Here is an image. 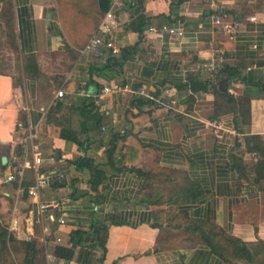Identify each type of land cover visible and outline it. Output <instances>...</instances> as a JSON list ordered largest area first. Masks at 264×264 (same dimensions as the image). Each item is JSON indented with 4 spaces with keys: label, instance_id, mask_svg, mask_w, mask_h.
<instances>
[{
    "label": "crops",
    "instance_id": "crops-1",
    "mask_svg": "<svg viewBox=\"0 0 264 264\" xmlns=\"http://www.w3.org/2000/svg\"><path fill=\"white\" fill-rule=\"evenodd\" d=\"M121 1L114 33L121 56L102 53L92 66L93 55L83 49L107 13L99 0L66 6L55 0H12L20 60L13 71L0 70L1 212L11 210V230L24 227L35 234L36 204L20 198L15 183L6 181L22 160L21 145L32 128L43 168L66 173L63 182L42 190L44 202L63 206L61 213L51 207L43 218L38 214L45 220L42 241L47 238L44 245L51 252L57 245L71 247L74 229L97 239L98 227L106 223L102 264H234L205 242L200 228L205 221L240 239L264 264V181L257 185L241 177L232 159L244 149L237 145L246 136L264 139V5L255 6L257 0H142L150 25H172L185 35H156L149 25L140 37L127 29L133 19L127 3L138 0ZM221 1L227 4V19L241 23L234 38L214 24ZM216 47L226 51L223 68L232 70L219 76L204 67ZM115 83L132 89L103 91ZM142 88L175 104L159 106L135 93ZM218 117L229 122L220 133L206 126ZM127 135L141 147L137 161L143 173L123 158L124 149L110 163L108 149ZM79 157L105 172L97 190L91 186L94 172L78 169ZM256 157L244 156L251 178ZM51 213H64L66 223L52 221ZM80 251L78 246L73 258L58 264H99L101 250L83 263Z\"/></svg>",
    "mask_w": 264,
    "mask_h": 264
},
{
    "label": "trees",
    "instance_id": "trees-1",
    "mask_svg": "<svg viewBox=\"0 0 264 264\" xmlns=\"http://www.w3.org/2000/svg\"><path fill=\"white\" fill-rule=\"evenodd\" d=\"M7 1L10 2L11 5V17L13 20L14 11L12 0ZM110 2V0H99V5L105 13L110 8ZM127 4L130 5L133 17V19L127 24V29L129 31L138 32L140 34V37H142L146 27L150 25L146 14L144 13L143 1H129ZM14 45L16 50L19 52V44L16 33L14 36ZM138 45L139 44H135L132 48L136 49ZM91 54L93 55L92 66L98 64L100 62V59L102 58V54ZM230 70L231 69H229V67L225 66L221 69L219 75L225 74ZM71 138L77 140L76 137ZM77 143L80 144L78 141ZM243 144L244 149L238 150L232 155L234 165L240 172L241 177H246L248 180L253 181V183L262 185L261 183L262 181H264V139L260 135H248L244 138V143H238L237 148H240L241 146H243ZM137 145V142L135 143L132 139H130L129 135L125 136L122 140H120V142L113 143V145L108 149V158L110 160V163H112V159L115 156H119L120 151L124 149L125 152L123 153V158L130 164L133 170L143 173V171L138 168L139 162L137 161V159L139 158V156L137 154V147L139 146ZM246 153H252L257 156V160L253 168V172L255 173V177L253 178H251L249 166L244 164V156L246 155ZM76 165L81 171H83L85 168H90V170L94 172L91 186L93 190H97L103 178L105 177V172H103L99 168V165H95L91 159H88L86 157H79L76 160ZM35 212L36 217H39V210L37 205ZM200 225L205 242L211 247L213 252L220 256L223 260L234 264H258L255 261L250 249L242 241H240V239L226 233L224 230L218 228V226L213 223L202 221ZM98 231L99 233L97 239L90 241L87 238V231L81 228L74 229L70 233L71 247L57 245L53 249L52 253L58 258L59 262L60 259L63 258H73L75 255V249L80 246L81 251L78 256V260L79 262L83 263L84 261H90L94 256V251L99 249L102 251V255L98 258V263L102 264L107 249L106 244L109 235V225L106 223L101 224L100 227H98ZM7 233L8 232L6 231L5 234H1V239L3 240L5 246L8 244V242L12 241L24 244L27 247V251L29 253L28 256H30L28 258L29 264H46V262L48 264L47 259H45L46 251L47 253L51 252L48 247H46L45 245L40 246L37 239L18 241L13 236H10L8 240ZM38 254H43L44 259H39L37 257Z\"/></svg>",
    "mask_w": 264,
    "mask_h": 264
},
{
    "label": "built area",
    "instance_id": "built-area-1",
    "mask_svg": "<svg viewBox=\"0 0 264 264\" xmlns=\"http://www.w3.org/2000/svg\"><path fill=\"white\" fill-rule=\"evenodd\" d=\"M226 5V2L224 1L217 4L213 15V21L217 27L234 38L240 30L241 23L237 19H227ZM119 6H123V2L121 0H113V5L105 14L96 33H94L83 49V53H105L109 58H117L121 56L122 51L120 47H118L114 38V33L118 26V19L115 10ZM251 18L254 19L255 17ZM149 31L161 36L178 35L183 37L185 35V31L182 28L168 24L150 25ZM214 50L215 55L204 63V67L209 70L213 76H218L223 68L226 51L220 47H216ZM129 89H132L130 85H125L123 87L120 84L115 83L111 86H106L103 91L105 93H116ZM135 93L156 100L158 105L162 107L175 104V100H170L168 102L164 101L149 93L145 88L136 90ZM58 96H64V91L59 90ZM228 123L229 122L226 118L218 117L206 122V126L214 130L216 133H220ZM37 137V131L30 128L21 145L23 151L22 160L15 170L7 173L6 181L15 183L16 193L20 198H24L25 196L30 197L37 205L39 214L43 218L47 210L51 207L56 208L59 213L63 211V206L58 202H44L42 200V190L56 183L63 182L66 179V173L56 169L47 170L43 168L44 159L43 154L36 143ZM28 172L32 173L33 176L31 178L28 177ZM29 181H31V183L27 184ZM49 217L52 221H57L61 225L66 223L64 213L59 217H57L56 214L51 213ZM43 240L47 245V238L45 237ZM47 261L48 264H55L58 263V258L52 252H48Z\"/></svg>",
    "mask_w": 264,
    "mask_h": 264
},
{
    "label": "rangeland",
    "instance_id": "rangeland-1",
    "mask_svg": "<svg viewBox=\"0 0 264 264\" xmlns=\"http://www.w3.org/2000/svg\"><path fill=\"white\" fill-rule=\"evenodd\" d=\"M82 0H55V5H74L76 2ZM85 2V0H83ZM87 1V0H86ZM246 1V0H245ZM253 1V0H248ZM255 2V1H254ZM255 6L264 5V0H257ZM14 23L11 17V5L7 0H0V70L1 71H13L14 62L20 60L19 52L14 45ZM11 212V210H9ZM10 212L2 211L0 206V264H29L28 258L30 256L27 247L24 244L18 242H8L5 246L1 239V234H5L6 231L8 240L10 236H13L18 241H26L31 239H37L40 246L44 245L43 228L45 220L39 221V217H36L35 234H29L23 227L20 230H11L12 217ZM39 259H44L43 254H38ZM45 259H47V251ZM46 262V260H45ZM47 264V262H46ZM259 264V263H258Z\"/></svg>",
    "mask_w": 264,
    "mask_h": 264
},
{
    "label": "water",
    "instance_id": "water-1",
    "mask_svg": "<svg viewBox=\"0 0 264 264\" xmlns=\"http://www.w3.org/2000/svg\"><path fill=\"white\" fill-rule=\"evenodd\" d=\"M52 12H50L49 14H48V19H49V23H50V20L52 19ZM3 160H4V163H6L7 162V157H4L3 158Z\"/></svg>",
    "mask_w": 264,
    "mask_h": 264
}]
</instances>
